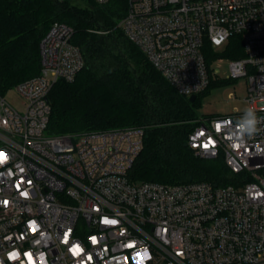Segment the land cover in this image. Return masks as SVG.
Segmentation results:
<instances>
[{
    "label": "built area",
    "instance_id": "1",
    "mask_svg": "<svg viewBox=\"0 0 264 264\" xmlns=\"http://www.w3.org/2000/svg\"><path fill=\"white\" fill-rule=\"evenodd\" d=\"M118 26L187 96L210 84L207 44L241 37L244 57L226 59L231 77L248 79L260 131L231 147L237 110L202 116L188 135L199 157L223 156L235 182L133 181L142 127L49 133L54 84L85 66L73 27L55 21L40 73L0 93V264H264V0H128Z\"/></svg>",
    "mask_w": 264,
    "mask_h": 264
},
{
    "label": "trees",
    "instance_id": "2",
    "mask_svg": "<svg viewBox=\"0 0 264 264\" xmlns=\"http://www.w3.org/2000/svg\"><path fill=\"white\" fill-rule=\"evenodd\" d=\"M128 0H0V93L41 70L43 36L55 21L74 29L73 41L83 50L85 66L73 81L58 80L50 94L48 132L80 133L142 127L144 148L130 172L133 181L166 184L235 182L223 156L202 158L188 144V135L202 117L200 96L218 80L211 63L239 59L245 52L234 35L205 55L211 72L206 90L195 100L179 93L118 26Z\"/></svg>",
    "mask_w": 264,
    "mask_h": 264
},
{
    "label": "rangeland",
    "instance_id": "3",
    "mask_svg": "<svg viewBox=\"0 0 264 264\" xmlns=\"http://www.w3.org/2000/svg\"><path fill=\"white\" fill-rule=\"evenodd\" d=\"M220 47L216 51L222 50ZM214 79L218 80L200 96L201 105L199 113L201 116L211 118L218 114H230L237 110L244 111L249 107L246 100L248 96V79L245 76L231 77L229 62L226 58H216L211 63ZM233 94V95H232ZM15 91L7 94L12 99Z\"/></svg>",
    "mask_w": 264,
    "mask_h": 264
},
{
    "label": "clouds",
    "instance_id": "4",
    "mask_svg": "<svg viewBox=\"0 0 264 264\" xmlns=\"http://www.w3.org/2000/svg\"><path fill=\"white\" fill-rule=\"evenodd\" d=\"M262 123V118L257 116L256 110L252 107H248L244 110L243 115L240 116L234 126L232 121H228V125L231 126L229 129V140L231 141V147L239 149L245 147L246 139H251L259 131L258 125ZM213 126L217 132L222 130V122H213Z\"/></svg>",
    "mask_w": 264,
    "mask_h": 264
},
{
    "label": "snow or ice",
    "instance_id": "5",
    "mask_svg": "<svg viewBox=\"0 0 264 264\" xmlns=\"http://www.w3.org/2000/svg\"><path fill=\"white\" fill-rule=\"evenodd\" d=\"M205 147H207V145H205ZM2 155V154H0ZM5 203H7V201H5ZM111 223H115L114 221H112ZM93 241L95 242V238H93ZM75 254H79V252L81 251L78 247L73 248L72 250ZM13 257L15 256V254H11ZM29 259H31V257L29 256Z\"/></svg>",
    "mask_w": 264,
    "mask_h": 264
},
{
    "label": "water",
    "instance_id": "6",
    "mask_svg": "<svg viewBox=\"0 0 264 264\" xmlns=\"http://www.w3.org/2000/svg\"><path fill=\"white\" fill-rule=\"evenodd\" d=\"M197 98V95H192V96H190V99L193 101V100H195Z\"/></svg>",
    "mask_w": 264,
    "mask_h": 264
}]
</instances>
